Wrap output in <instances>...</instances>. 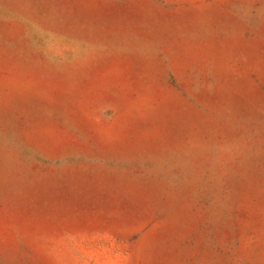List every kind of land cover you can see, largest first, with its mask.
<instances>
[{
  "label": "rangeland",
  "instance_id": "374dc122",
  "mask_svg": "<svg viewBox=\"0 0 264 264\" xmlns=\"http://www.w3.org/2000/svg\"><path fill=\"white\" fill-rule=\"evenodd\" d=\"M0 264H264V0H0Z\"/></svg>",
  "mask_w": 264,
  "mask_h": 264
}]
</instances>
